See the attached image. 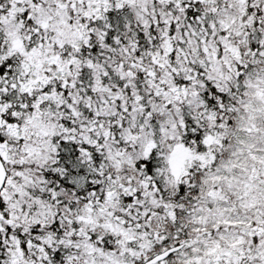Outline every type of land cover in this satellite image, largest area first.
<instances>
[{
    "label": "snow or ice",
    "instance_id": "snow-or-ice-1",
    "mask_svg": "<svg viewBox=\"0 0 264 264\" xmlns=\"http://www.w3.org/2000/svg\"><path fill=\"white\" fill-rule=\"evenodd\" d=\"M0 264H264V0H0Z\"/></svg>",
    "mask_w": 264,
    "mask_h": 264
}]
</instances>
